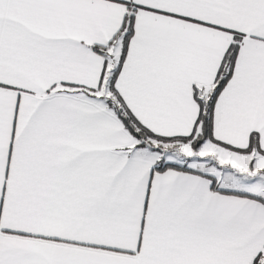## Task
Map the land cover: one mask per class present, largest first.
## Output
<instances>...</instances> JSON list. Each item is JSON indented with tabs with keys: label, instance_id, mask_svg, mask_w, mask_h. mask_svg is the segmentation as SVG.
Listing matches in <instances>:
<instances>
[{
	"label": "snow or ice",
	"instance_id": "snow-or-ice-1",
	"mask_svg": "<svg viewBox=\"0 0 264 264\" xmlns=\"http://www.w3.org/2000/svg\"><path fill=\"white\" fill-rule=\"evenodd\" d=\"M0 264H264V0H0Z\"/></svg>",
	"mask_w": 264,
	"mask_h": 264
}]
</instances>
